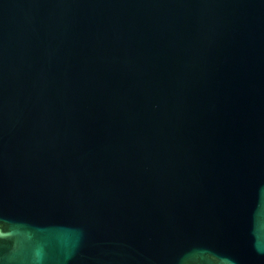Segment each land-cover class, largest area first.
<instances>
[{
    "label": "water",
    "instance_id": "1",
    "mask_svg": "<svg viewBox=\"0 0 264 264\" xmlns=\"http://www.w3.org/2000/svg\"><path fill=\"white\" fill-rule=\"evenodd\" d=\"M0 264H264V0H0Z\"/></svg>",
    "mask_w": 264,
    "mask_h": 264
}]
</instances>
